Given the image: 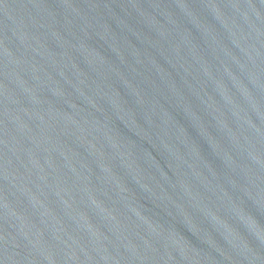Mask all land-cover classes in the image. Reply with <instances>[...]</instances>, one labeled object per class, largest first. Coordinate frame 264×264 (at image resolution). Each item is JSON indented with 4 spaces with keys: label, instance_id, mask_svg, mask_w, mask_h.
Here are the masks:
<instances>
[{
    "label": "water",
    "instance_id": "water-1",
    "mask_svg": "<svg viewBox=\"0 0 264 264\" xmlns=\"http://www.w3.org/2000/svg\"><path fill=\"white\" fill-rule=\"evenodd\" d=\"M0 264H264V0H0Z\"/></svg>",
    "mask_w": 264,
    "mask_h": 264
}]
</instances>
